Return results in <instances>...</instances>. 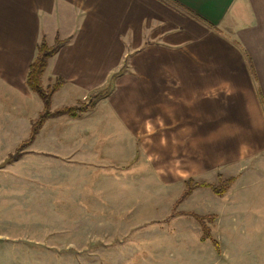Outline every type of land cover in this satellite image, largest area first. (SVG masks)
Listing matches in <instances>:
<instances>
[{
  "label": "crops",
  "instance_id": "crops-1",
  "mask_svg": "<svg viewBox=\"0 0 264 264\" xmlns=\"http://www.w3.org/2000/svg\"><path fill=\"white\" fill-rule=\"evenodd\" d=\"M43 39L68 42L42 78L44 87L64 83L52 110L126 71L82 117L49 119L29 156L68 164L100 153L122 123L127 138L159 140L166 186L199 170L202 154L216 176L236 179L223 202L238 193L264 213V0H0L1 142L28 139L43 111L26 83ZM83 157L93 168L105 161Z\"/></svg>",
  "mask_w": 264,
  "mask_h": 264
},
{
  "label": "rangeland",
  "instance_id": "rangeland-1",
  "mask_svg": "<svg viewBox=\"0 0 264 264\" xmlns=\"http://www.w3.org/2000/svg\"><path fill=\"white\" fill-rule=\"evenodd\" d=\"M115 74L83 103L110 93ZM104 111L110 106L102 103ZM118 130L119 138L101 140L100 153L83 154L105 159L94 168L80 162L83 155L61 160L68 164L56 156L37 159L30 147L15 161L24 160L20 165L6 164L27 138L0 141V264H264V213L254 203L240 202L238 193L225 203L226 194L197 188L176 206L186 181L217 184L216 164L202 161L208 156L200 155L199 170L173 176L176 184L166 186L159 140H137L140 153L122 123ZM193 215L206 219L210 240L203 241Z\"/></svg>",
  "mask_w": 264,
  "mask_h": 264
},
{
  "label": "trees",
  "instance_id": "trees-1",
  "mask_svg": "<svg viewBox=\"0 0 264 264\" xmlns=\"http://www.w3.org/2000/svg\"><path fill=\"white\" fill-rule=\"evenodd\" d=\"M67 43V41L57 40L53 46H49L45 39H43L39 43L37 47V56L29 68L26 83L29 89L41 98L44 108L39 117L33 122L29 138L17 147L14 154L9 156L6 164L18 161L24 155L26 149L33 145L43 126L49 119L58 118L61 116H68L70 118L78 119L82 117L85 113H87L89 110L94 108L95 103L98 99L105 98L108 96L109 93L100 98L91 100L90 103H83V101H80L74 106H68L61 109L52 110V98L55 93H57L62 88L64 83L62 80L59 79L56 80V83L53 86L45 88L42 82V78L47 69L49 60L54 57ZM123 73V71H120L115 74L113 76V80L116 79L118 76H121ZM97 95L98 94L95 93L91 96L97 97ZM235 181V178H225L222 175H218L217 184L194 183L193 180H188L185 182V190L179 201L176 203V206L184 202L185 199L191 196L197 188H209L212 190L214 195L218 197H223L235 184ZM193 217L202 224L204 232L203 241L210 240L211 232L208 226L205 224L206 219L199 215H193ZM214 245L217 251H219V244L215 241Z\"/></svg>",
  "mask_w": 264,
  "mask_h": 264
}]
</instances>
